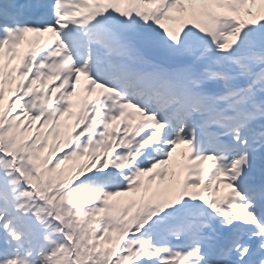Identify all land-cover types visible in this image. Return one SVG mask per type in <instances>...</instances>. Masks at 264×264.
Returning a JSON list of instances; mask_svg holds the SVG:
<instances>
[{
  "label": "snow or ice",
  "instance_id": "1",
  "mask_svg": "<svg viewBox=\"0 0 264 264\" xmlns=\"http://www.w3.org/2000/svg\"><path fill=\"white\" fill-rule=\"evenodd\" d=\"M0 264H264V0H0Z\"/></svg>",
  "mask_w": 264,
  "mask_h": 264
},
{
  "label": "trees",
  "instance_id": "2",
  "mask_svg": "<svg viewBox=\"0 0 264 264\" xmlns=\"http://www.w3.org/2000/svg\"><path fill=\"white\" fill-rule=\"evenodd\" d=\"M71 163V162H70ZM70 166V165H69ZM62 167H65V166H62Z\"/></svg>",
  "mask_w": 264,
  "mask_h": 264
}]
</instances>
